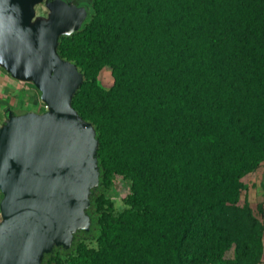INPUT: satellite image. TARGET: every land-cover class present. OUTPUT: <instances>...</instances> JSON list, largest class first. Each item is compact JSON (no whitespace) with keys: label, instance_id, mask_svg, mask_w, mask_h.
Here are the masks:
<instances>
[{"label":"trees","instance_id":"trees-1","mask_svg":"<svg viewBox=\"0 0 264 264\" xmlns=\"http://www.w3.org/2000/svg\"><path fill=\"white\" fill-rule=\"evenodd\" d=\"M57 52L82 74L71 106L95 131L99 185L119 174L129 192L119 209L93 197L94 245L80 239L44 264L264 253V201L258 217L239 203L242 178L264 160V0H93Z\"/></svg>","mask_w":264,"mask_h":264},{"label":"water","instance_id":"water-1","mask_svg":"<svg viewBox=\"0 0 264 264\" xmlns=\"http://www.w3.org/2000/svg\"><path fill=\"white\" fill-rule=\"evenodd\" d=\"M92 1L0 0V70L37 99L0 108V264H44L93 234L97 139L71 106L82 74L57 52Z\"/></svg>","mask_w":264,"mask_h":264},{"label":"rangeland","instance_id":"rangeland-1","mask_svg":"<svg viewBox=\"0 0 264 264\" xmlns=\"http://www.w3.org/2000/svg\"><path fill=\"white\" fill-rule=\"evenodd\" d=\"M97 81L99 85L103 88H108L111 85L112 78L110 75V71L108 69H102L98 76ZM29 91V90H28ZM31 91V90H30ZM32 99L30 98V101ZM33 109H36L37 104H32ZM30 103H28V108L32 107ZM243 182V188L240 191L239 195V203H246L250 206L252 209V212L256 217H258L257 211H256V204L258 202L264 201V160L259 164V166L252 172L246 174L242 178ZM104 193V196L106 197V205H108L110 202L112 203L114 209H119L123 207L122 200L129 192V184L127 180H125L121 175L114 174L113 179L111 181V184L107 187H101V184L98 188V193ZM113 207H111L113 209ZM110 208V207H109ZM84 240V244L86 247H89L90 245H94V237H82L77 236L76 241L78 240ZM91 241V242H90ZM232 249L225 252L224 257L230 258L231 260L233 258H236V263L240 264L241 262H244L243 264H264V253L260 254L258 249L251 247V249L248 251L247 256L244 258L245 260H239L237 256H234ZM96 258L91 257L90 255L87 256L85 253L80 256V262L79 264H92ZM108 263H114V260L111 258H105L104 259ZM224 264V263H221ZM227 264V263H225Z\"/></svg>","mask_w":264,"mask_h":264},{"label":"crops","instance_id":"crops-1","mask_svg":"<svg viewBox=\"0 0 264 264\" xmlns=\"http://www.w3.org/2000/svg\"><path fill=\"white\" fill-rule=\"evenodd\" d=\"M30 98L32 99L31 101ZM4 102H7L14 109H26L28 103L32 105L37 102V99L35 92L31 88L17 84L0 70V108Z\"/></svg>","mask_w":264,"mask_h":264}]
</instances>
